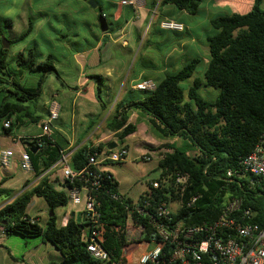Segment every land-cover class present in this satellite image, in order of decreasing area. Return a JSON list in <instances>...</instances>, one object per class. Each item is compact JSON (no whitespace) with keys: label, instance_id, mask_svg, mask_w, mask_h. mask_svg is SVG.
<instances>
[{"label":"trees","instance_id":"1","mask_svg":"<svg viewBox=\"0 0 264 264\" xmlns=\"http://www.w3.org/2000/svg\"><path fill=\"white\" fill-rule=\"evenodd\" d=\"M204 1L162 0L161 6L174 5L181 12L197 15ZM148 2L154 8L158 0ZM262 3L263 0H254L251 11L245 14L234 13L212 19V32L207 39L208 63L205 64L201 57H195L178 71L167 73L155 82L154 91L145 92V99L117 110L107 122V130L117 133L122 144L137 131V127L129 123L130 110L137 109L152 118L153 125L164 137L184 141V148L172 146L159 162L160 178L168 177L171 185L162 190L153 189L150 199L140 196V204L144 205L147 200L152 206L163 201L180 202L182 207L171 215L172 220L198 225L217 219L226 202L232 197H239L243 199L245 208L255 213L254 222L264 226V191L249 186L242 167V161L253 151L264 131ZM96 12L104 15L100 9ZM96 20L100 25L99 19ZM12 26V19L0 16V37L5 36L9 40L5 33ZM33 29L34 21L29 18L28 28L17 38L9 40V49L4 48L0 39V91L5 94L0 104V123L26 112L24 104L37 103L43 95L48 75L55 74L60 78L55 67L56 58L52 54L44 57L35 48L19 51L11 61V47L22 45ZM85 47L76 48L71 53L81 52ZM202 64L205 67L202 77H195L193 86L185 91L182 84L191 79ZM19 70L32 75L39 73L38 82L34 86L25 85L20 80ZM203 85L219 90L213 101L200 96L199 90ZM98 90L97 99L105 108L101 88ZM3 130L9 133L10 128L3 125ZM27 143L31 146L28 153L35 176L41 178L31 190L11 202H8L11 196L0 188V228L4 229V234H17L53 244L63 259L49 264H127L124 249L131 242L127 239V208L133 201L126 195H120L113 174L103 173L100 188L95 193L105 229L103 248L109 255V260L103 263L94 259L82 240L85 221L71 218L65 226L57 223L55 212L69 205V197L44 174L62 159V147L48 136L41 139V144L35 139ZM108 148L109 145L95 148L83 146L71 156L69 166L73 171L81 170L91 152ZM124 148L128 149L126 145ZM228 171L235 173L233 178H228ZM183 175L188 176L187 183L175 187L176 179ZM230 179L232 182H229ZM62 185L71 190L78 183L64 180ZM113 194L120 196L119 199H112ZM33 197L42 198L54 212L45 228L27 212ZM194 197L197 200L192 207H188V201ZM135 224L134 227L141 226L143 229L139 234V229L135 228L138 232L133 240H157L148 219H135Z\"/></svg>","mask_w":264,"mask_h":264},{"label":"crops","instance_id":"2","mask_svg":"<svg viewBox=\"0 0 264 264\" xmlns=\"http://www.w3.org/2000/svg\"><path fill=\"white\" fill-rule=\"evenodd\" d=\"M95 1H97L99 4L97 9L91 8L88 4L92 10L93 16L91 23H88L89 29L93 35L92 42L89 43L88 41V45L86 47L84 46L85 48L82 49L83 51L78 53H70L69 56H65L63 64L59 67L55 65L60 78H58L55 74H50L46 78L44 86L47 84L48 80L52 79V77H55V83H57L59 87L57 89H53V91H49L46 95H44L43 91V95L37 103L24 104V106L27 108L26 112L14 115L10 120L5 119L0 123V129H2L0 130V138L2 135H5L6 137H10L12 140V143L7 145L0 142V152L3 150H13L14 152L10 167L5 168L0 162V169H2L0 170V188L3 192H6L11 196L8 202L16 199L25 191L31 190L41 178L35 176L34 170L26 171L22 169L21 156L23 153H28V150L31 149V146L29 143H27V141L31 142L32 139H35V137L43 134L42 126L47 119L48 111L53 101L59 100L58 102L60 103V100L63 102V98H66V100L71 99L72 101L71 117L67 120L65 118L63 119L62 111L64 106L62 103H60V117L51 125L48 134V137L52 140V142H55L62 147V158L67 157L69 162L71 156L83 146L95 148L99 145H109L110 148V145L115 144L116 148H121L125 145L128 147V155L124 161L126 163L129 160L130 152L129 145L126 143L127 138L125 139L124 143L120 144L121 142L119 140L118 134L111 132V135H114L115 138H118V140H113L106 144L102 143H104V130L108 131L107 128L105 129L106 124L113 116H115L117 110H122V107L132 102L142 101L147 96V93L135 90V85L146 80L158 82L164 78L167 73L178 71L195 57H201L203 58L205 64L208 63L209 54L205 56L197 55L193 58L188 56L189 54H192L194 51L193 48L196 45L195 39L193 37L191 40H178L179 42L176 45H172V50L170 52L162 55V62L158 64L153 62L155 54L146 52L142 55V58H149L151 60V71H148L143 65L137 68L136 61L140 57V54L137 53L138 45L145 41L146 38L148 39L150 36H155L166 38L171 42L174 41L171 40L172 36H170V32H167L161 28V22L163 20H175L183 23L186 26L184 32H174L176 37L182 38L185 34L192 36L189 34L190 30L186 23L179 17L181 11H179L174 5L161 6L160 0L153 9H151L152 4L150 2H144V4H142V8L138 11L130 6L122 5L124 0H121L120 2H116L114 0ZM100 1L108 4L110 8L107 15L104 14L105 16H108L106 19L109 26V31L106 33L101 31L100 25L97 24L96 20L100 17L96 10H103ZM227 1H233L236 4V7H230L229 10H231V12H228L226 15H232L234 13L240 12L241 14L248 13L251 11L254 2V0H244L243 2H236V0ZM59 6L61 8L65 7L62 4ZM140 10L143 11L142 14L139 13ZM241 10L246 11L243 12ZM33 16V12L28 11V16L21 18L23 25L19 27L23 30H26L28 28L29 18H32L34 21L32 36H34L33 34L39 27L36 26L35 18ZM212 19H210V22ZM18 21L19 20H13V26L10 28L11 32H13V35L11 37L8 36L9 40H13L20 35L15 34V30L17 28L16 23ZM211 32L212 31H210L206 37V45L201 43L202 48H206V46L208 47L207 39ZM86 40L88 39L86 38ZM19 46L22 47L19 48L21 51L26 49V47L23 45ZM17 53H11V61H14ZM19 73L22 83L28 85L29 81L27 82L26 80L32 74L23 72L22 70H19ZM37 82L38 81H35L33 84L29 85L34 86ZM99 87L101 88L102 98L105 97L106 100L104 101L106 105L105 108L101 106L97 99ZM71 90L73 91L72 96L67 94L69 92H66ZM4 95L5 94L0 91V104L5 99ZM91 107H93V119L87 120L88 115H90L89 112ZM6 122L11 123L9 133H6L3 130V125ZM129 123L137 127V131L131 136H138L140 130L143 129L144 137L139 143V148L142 147L145 150L142 153V157L148 154L151 157V160L158 159L157 169H159V162L162 159V154H160V152H170L173 144L176 145L175 143L178 138H170V142H165V137L153 125L152 118L141 110H130ZM21 129L24 131H21ZM169 144L172 146L167 147V149H162L159 151L155 149V147H158L159 145L167 146ZM151 153H153V155ZM57 164H55L44 175L49 178V180L58 190H62L69 194V189L62 185L64 183L61 170L62 167L57 166ZM111 165L113 164H102L101 169L111 173V171L105 169L106 166ZM16 166H18L20 169L17 170ZM157 169H154V171ZM156 179L158 178H155L151 181ZM118 185L120 193L126 195L121 191L119 182ZM147 186L143 189L142 193L146 191ZM37 199L42 198L33 197L28 210L31 209L35 212L33 216L36 217L38 224L43 220L42 222L44 225H39L45 228L49 218L51 217V211L46 202L41 203ZM67 208L68 206L66 208L59 209L60 211L59 216H57V223L60 226H65L71 218L78 220V214L82 213L81 207H72L71 210ZM73 213H75L74 216ZM55 214L57 215L56 212ZM130 228H132V225L128 226L129 231ZM1 229L2 228H0V264H49L51 262H59L63 259L60 251L53 244L50 242H45L41 239H36L37 241H40V244L36 247L26 250L25 253H22L21 258L15 257L13 253L14 251L7 244L15 237L20 241H28L30 238L17 234L5 235L2 233ZM133 229L137 234L138 231L136 232L134 225ZM141 231L142 230L139 229L138 233L140 234ZM127 239L129 241L131 240L128 238V236ZM139 243L142 244L140 241ZM151 250L144 251L137 259H132L131 262L127 260L126 253L124 254V257L127 260V264H134L143 254L150 252Z\"/></svg>","mask_w":264,"mask_h":264},{"label":"built area","instance_id":"3","mask_svg":"<svg viewBox=\"0 0 264 264\" xmlns=\"http://www.w3.org/2000/svg\"><path fill=\"white\" fill-rule=\"evenodd\" d=\"M144 0H124L122 5L130 6L136 11L142 8ZM165 31L184 32L186 26L178 21L166 19L161 22ZM156 83L146 80L135 85L134 89L142 92L154 91ZM61 113V106L53 101L48 111L42 129L43 134L35 137L41 144V139L48 136L51 125L56 122ZM5 128H10L11 123L6 122ZM128 151L124 148L104 149L89 154L88 162L84 168L73 171L69 166L67 157H63L57 164L62 167L64 180L77 182L75 189L69 190V201L76 208L82 206L81 212L85 214L86 227L82 231V240L86 243L87 250L95 260L106 263L108 253L103 248L105 229L101 223L98 211L96 191L100 188L105 170L101 165L105 163L117 164L124 162ZM13 150L0 152V162L5 168L10 167ZM21 167L23 170L32 171L33 166L29 153L22 154ZM141 160L150 161L146 154ZM243 174L251 188L259 187L264 191V131L253 151L242 161ZM235 173L228 171V178H233ZM188 176H178L175 187L185 184ZM232 182V179L229 180ZM171 185L170 179L159 178L151 181L141 196L150 199L153 189H165ZM123 195V194H120ZM120 197V196H119ZM119 197L113 194L112 199ZM140 197L128 205L127 225H136L135 219H148V224L153 228L157 240L153 250L143 254L136 264H264V226L254 222L255 213L245 208L243 199L232 197L229 199L220 214L214 221L188 225L181 221H174L172 214H176L182 207L180 202L163 201L156 206L147 200L142 205ZM196 197L188 201L187 206L192 207ZM176 204L172 210L170 205ZM136 228V227H135ZM136 229H143L141 226ZM2 233L4 229L2 228Z\"/></svg>","mask_w":264,"mask_h":264},{"label":"rangeland","instance_id":"4","mask_svg":"<svg viewBox=\"0 0 264 264\" xmlns=\"http://www.w3.org/2000/svg\"><path fill=\"white\" fill-rule=\"evenodd\" d=\"M116 2H120L121 0H114ZM148 2V0H144ZM162 0H160L161 2ZM243 2L244 0H236V2ZM159 2V0H158ZM157 2V3H158ZM64 5L65 7L61 8L59 5ZM101 7L103 8V13L107 15L109 12V5L100 1ZM230 7H236V4L233 1H225V0H206L201 5V10L197 15H190L186 12H180V18L186 23L189 28V34L192 36H188L187 34L183 35L182 38L176 37L174 32H170V36H172L171 40L173 42L168 41V39L163 37H153L150 36L148 39L138 45L137 53L140 54V57L136 61L137 68L141 65L145 66L148 71H151V60L142 58V55L146 52H150L155 54L154 61L155 63L162 62V55L167 54L172 50V45H176L178 40H191L193 37L195 39L196 45L193 48L192 54H189L191 58L202 55L205 56L209 54V49L201 47V43L206 45V37L212 31V27L210 25V19L215 17H220L222 15L228 14L231 12L229 10ZM127 8V7H125ZM262 8L264 9V0L262 3ZM153 9V8H151ZM143 10V9H142ZM28 11L33 12V17L35 18L36 26H39L35 33L29 36V38L22 42V45L26 48L31 47L35 48L37 52L43 53L45 56L52 54L56 60L55 65L59 67L63 64V60L65 56H69L74 49L79 47H84L92 42L93 35L89 29L88 23H91L93 20L92 10L88 6V3L82 0H0V16L8 17L12 20H19L16 25L17 28L15 30V34L19 35L25 30L19 28L23 25L21 20L22 17L28 16ZM246 11V10H241ZM140 14L143 11H139ZM241 13V12H240ZM7 33L5 35L11 37L13 32L11 29H6ZM3 37V36H2ZM2 37L0 39L2 40ZM86 38L88 40H86ZM149 42V43H148ZM3 43V41H2ZM21 45V44H19ZM13 45L11 47V53L19 52L22 48L20 46ZM198 47V48H197ZM19 49V50H18ZM201 52H200V50ZM140 51V52H139ZM209 56V55H208ZM204 65L198 67L196 74L189 79L188 81L182 84V87L185 91H187L190 87L193 86V82L195 77H202L204 71ZM40 74L37 73L35 75H31L26 81L28 84H33L35 81L39 80ZM73 76V75H72ZM71 77V76H69ZM55 77L48 80L47 84L44 86V95H46L49 91H53V89H57L59 85L55 83ZM60 91V90H59ZM68 95L72 96L73 91H66ZM54 93V92H53ZM140 94V93H139ZM200 96L207 100L213 101L217 95L219 94V90H216L212 87L202 86L199 90ZM44 98V96H43ZM103 102L106 101L105 97L102 98ZM60 100V103L64 106L62 111V117L66 120L71 117V99L66 100V98ZM59 101V100H58ZM57 101V102H58ZM59 103V102H58ZM59 105L61 106V104ZM100 103V102H99ZM98 103V104H99ZM31 106V105H30ZM33 108V107H32ZM31 108V109H32ZM78 113V112H77ZM90 115H88L87 120L93 119V107H91ZM81 129V127L79 126ZM106 129V127H105ZM2 130V129H0ZM21 131H24L21 129ZM105 131L104 143L106 144L113 140H118L114 135H111V132ZM144 137L143 129L140 130L138 136L128 137L126 143L129 145V160L128 162H121L117 164H113L111 166H106L105 169L111 171L114 174L116 180L120 183V189L126 196H129L133 200H137L141 195L143 189L151 182V180L155 178H159L160 169L158 168V159H153L150 161H144L142 159V153L145 151L142 147L139 148V143ZM0 142L5 145L11 144L12 140L10 137H6L2 135L0 138ZM170 138H164L165 142H170ZM176 145L173 144L174 147L184 148V141L182 139H177ZM172 145H159L155 147L157 151L162 149H167V147ZM149 152V151H148ZM167 153V152H166ZM192 154L191 151H189ZM153 155V153H151ZM160 154H165L160 152ZM1 168V167H0ZM16 169H20L16 166ZM154 169H157L154 171ZM2 170V169H0ZM62 170V168H61ZM22 172V171H20ZM63 174V170H62ZM41 203L45 202L43 199H37ZM74 207L72 203L68 205L69 210ZM82 207V206H79ZM176 204L170 205V208L174 210L176 208ZM77 208V207H76ZM59 209H57L56 213L59 216ZM29 216L36 220V217L33 216L35 212L31 209L28 210ZM33 216V217H32ZM43 221V220H42ZM40 222L42 226L43 222ZM128 238L131 239V243L126 246L124 249V254L126 253L127 260L131 262L132 259H137L144 251L151 250L156 245L155 243L145 242L142 244L133 240L136 233L134 232L133 226L128 231ZM40 241L36 239H28V241H20L18 238L12 239L7 245L14 251L15 257H20L22 253H25L26 250H29L32 247H36L39 245ZM3 254V253H2ZM19 258V259H20ZM139 261V260H138ZM137 261V262H138ZM136 262V263H137ZM134 263V264H136ZM133 264V263H132Z\"/></svg>","mask_w":264,"mask_h":264},{"label":"water","instance_id":"5","mask_svg":"<svg viewBox=\"0 0 264 264\" xmlns=\"http://www.w3.org/2000/svg\"><path fill=\"white\" fill-rule=\"evenodd\" d=\"M85 2H87L89 4V6L93 9H97L99 7V4L97 1L95 0H83ZM99 22H100V29L103 33H106L109 31V26H108V23H107V19L104 15H100L99 17ZM2 41H3V45H4V48L5 49H9L10 48V41L5 37L3 36L2 37ZM110 148L111 149H114L116 148V145L115 144H112L110 145ZM75 215V213H73V216ZM50 216H54V212L51 211L50 213ZM84 221L85 220V214L84 213H79L78 214V221Z\"/></svg>","mask_w":264,"mask_h":264}]
</instances>
